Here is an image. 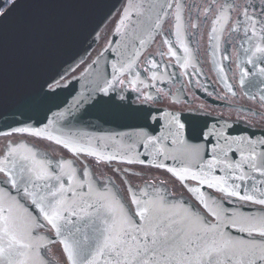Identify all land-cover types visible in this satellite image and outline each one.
Returning <instances> with one entry per match:
<instances>
[{"label": "water", "instance_id": "1", "mask_svg": "<svg viewBox=\"0 0 264 264\" xmlns=\"http://www.w3.org/2000/svg\"><path fill=\"white\" fill-rule=\"evenodd\" d=\"M166 2L167 0H15L13 3L10 0H0V12H3L0 16V136L25 133L64 148L62 144L56 143L60 140L70 146L83 147L87 152L99 154L97 157L87 153H73L64 148L76 157L85 155L106 163L135 164L164 171L168 168L179 171L187 165V159L176 151L178 146L172 144L173 139L182 136L189 144L201 146L205 161L212 158L214 148L219 150L223 147L228 152V163H241L243 157L255 152L257 164H260L264 160V129L206 115L123 102L129 108L138 110L141 117L149 116L148 119L130 118L118 114L114 107L103 103L115 98L110 92L111 86L132 67L153 40L157 29L155 26L160 23ZM122 5L123 9L107 42L84 64L79 73L73 74L87 60L100 39L99 34L104 32L105 26ZM252 76L254 81L263 83L264 73L261 70L253 72ZM258 85L257 88L262 87ZM173 117L184 124L183 129L177 128ZM18 129L28 131H17ZM36 132L40 135H35ZM109 156L116 158L109 161ZM38 158L50 161L51 168L57 174L61 171L57 168L60 162H65V173L75 169L72 187L77 192V199L88 198L89 186L100 191L107 188L115 192L130 209H134L135 206L125 199L110 179L104 185L100 184L94 178L92 168L85 162V168L81 170L67 159L56 160L40 155ZM66 162H71L72 168ZM21 163L23 162H18L15 169L19 190L0 183V191L17 201L21 210H26V214L42 226L29 229L30 235L24 237V242L33 247L21 250L26 253L25 257L13 256V259H25L27 264H64L54 262L45 254L49 244L58 242L68 264L60 241L66 238L71 240L67 230L70 226H64L61 222L62 235H56L55 230L39 217L38 210L21 198L27 178V174L20 171ZM161 164L165 167H158ZM241 167L243 172L236 170V173L245 176L243 181L233 180L228 171L217 169L213 174L227 176L230 187L239 185L235 190L241 196L262 198L264 176L244 164ZM187 181L196 183L191 179ZM187 181L183 184L179 182L191 199L168 201L165 196L155 194L148 198H162L169 206L181 201L194 203L193 194L187 188L198 185ZM124 182L130 198L131 187ZM79 184H83L84 188H79ZM200 187L209 203L215 201L229 213L264 215L262 205L229 196L220 191L219 187ZM29 188L31 189V185ZM131 191L134 192L132 189ZM218 194L252 206L227 202ZM86 211L95 216L92 209ZM209 219L211 220L210 217ZM77 224L88 231L93 239L99 237V230L102 228L99 221H96L95 227H88L84 221H77ZM48 228H51L52 235L47 232ZM226 231L234 238L249 239L245 233H239L235 228H227ZM256 239L259 242V238ZM0 264L8 262L0 258Z\"/></svg>", "mask_w": 264, "mask_h": 264}, {"label": "snow or ice", "instance_id": "2", "mask_svg": "<svg viewBox=\"0 0 264 264\" xmlns=\"http://www.w3.org/2000/svg\"><path fill=\"white\" fill-rule=\"evenodd\" d=\"M224 7L226 5H221L219 9L221 15L214 22L213 32L217 30L216 23L230 19L223 16ZM2 15L3 12H0V16ZM244 15L247 16L246 11ZM261 15L264 16V9ZM176 21L179 35V14ZM257 27L259 33L256 31ZM244 32L245 36L250 33L261 41V44L255 45L253 55L264 54V19L248 17ZM184 51L187 52L188 49L185 47ZM171 54L175 55V52ZM261 72L264 73V69H261ZM123 100V97H120L119 101L110 98L103 103L114 107L118 114L130 118H149L148 115L141 117L138 110L129 108ZM173 123L178 129L184 128V124L175 117ZM35 135L39 136L40 133L36 132ZM151 142L149 138V143ZM56 143L62 144L73 153H87L99 157L98 153L87 152L83 147L70 146L60 140ZM172 144L178 146L176 151L186 158L188 163L179 171L171 168L167 171L182 184L189 179L197 183L198 187L187 188V191L193 194L194 203L181 201L169 206L162 198H148V193L138 197L130 189L129 201L135 206L130 209L115 192L107 188L103 191L93 190L91 186L87 190V199H77V192L72 187L75 169L72 168L71 162H66L69 168H72L69 173L63 171L65 162L58 163L57 168L61 171L57 174L55 169L51 168L50 161L38 158V153L24 145L7 147L6 153L0 159V173L5 177L3 183L19 190L15 169L18 162H23L20 171L27 174L25 187L22 189L25 198L38 210L39 217L55 230L56 235H62L61 222L64 226H70L67 230L71 240L66 238L60 241L68 264H264V215L245 216L229 213L215 201L209 203L200 187H219L220 191L229 196L264 206V193L260 199H254L251 195L241 196L235 190L239 185L230 187L227 176L213 174L217 169L228 171L233 180L243 181L245 176L238 175L236 170L242 173L241 164H244L264 176V160L257 164V156L253 152L243 157L241 163H228V152L220 147L219 150L214 148L212 158L205 161L201 146L189 144L182 136L173 139ZM115 158L107 157L109 161ZM99 162L100 159H97V163ZM158 167L165 166L161 164ZM78 187L82 189L84 185L79 184ZM42 192L46 194H41ZM86 209H92L95 216ZM77 221H84L88 227H95L96 221H99L102 225L99 237L93 239ZM37 226L42 225L26 214V210L22 211L17 201L11 200L10 196L0 191V258H4L8 264H27L25 259H13V256H26L21 250L30 249L33 245L25 243L24 237L30 235L29 229ZM227 228H235L237 232L245 233L249 239L234 238L226 231ZM256 238H259V242Z\"/></svg>", "mask_w": 264, "mask_h": 264}, {"label": "flooded vegetation", "instance_id": "3", "mask_svg": "<svg viewBox=\"0 0 264 264\" xmlns=\"http://www.w3.org/2000/svg\"><path fill=\"white\" fill-rule=\"evenodd\" d=\"M221 5H226L223 16L230 19L216 23L217 30L213 32L214 22L221 15ZM123 6L105 26L104 32L101 31L87 60L73 74L79 73L107 42ZM262 9L264 0H167L160 23L155 26L153 40L132 67L111 86L110 92L117 100L123 97V102L131 105L195 113L264 129V80L263 83L254 81L252 76L253 72L264 69V54L253 55L255 45L261 41L250 33L245 36L244 32L248 17L264 19ZM177 14L181 16L179 35ZM256 31L259 33V27ZM258 84L262 87L257 88ZM16 145L35 150L42 157L70 160L81 170H84L85 162L100 184L104 185L110 179L128 202L124 181L139 197L148 193V196H165L168 201L191 199L182 184L167 171L119 162L97 163L95 158L73 156L59 145L30 134L0 136V159L8 146ZM4 179L0 173V183L12 188L2 182ZM218 195L233 204L252 206ZM21 198L30 204L23 194ZM47 232L53 234L51 228ZM45 254L54 262L66 264L58 242L49 244Z\"/></svg>", "mask_w": 264, "mask_h": 264}]
</instances>
